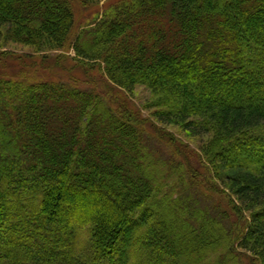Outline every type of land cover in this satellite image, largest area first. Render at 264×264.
<instances>
[{
	"label": "trees",
	"instance_id": "1",
	"mask_svg": "<svg viewBox=\"0 0 264 264\" xmlns=\"http://www.w3.org/2000/svg\"><path fill=\"white\" fill-rule=\"evenodd\" d=\"M100 1L0 0V47L108 84L0 72V264H264V0Z\"/></svg>",
	"mask_w": 264,
	"mask_h": 264
},
{
	"label": "rangeland",
	"instance_id": "2",
	"mask_svg": "<svg viewBox=\"0 0 264 264\" xmlns=\"http://www.w3.org/2000/svg\"><path fill=\"white\" fill-rule=\"evenodd\" d=\"M111 1L112 0H102L99 2V6L93 7L89 12H86L83 8H81L78 11V20H82V24L85 25L84 23L95 17V13L97 11L100 10L103 12ZM76 55L77 54L72 46H68L61 50L38 52L28 46L9 44L7 46L0 47V72H5L12 77H22L23 74L26 75L27 73L21 71V66L14 63V60L29 65L30 70L36 73L35 78H31L32 80L50 79L58 83H70L71 85L78 86L80 88H86V86H88L85 83L86 81L89 84H92L93 82V85H96L97 88L102 87V84H104L102 80L107 81L105 74L100 72L98 69L84 71L83 68L78 65L79 61L75 60L74 57H77ZM104 85V88L107 89L108 84ZM110 85L112 88L109 94L115 96L118 103H126V105L132 104L135 109H139L142 116L147 117L150 115L151 112L146 107V101L150 97V91L145 86H138L134 93H128L126 91H121V88L116 87L112 82H110ZM160 126L168 134L179 140L185 149L188 150L189 157L191 155L193 160L197 158V155L200 154V149L196 139L190 137L187 133L182 132L178 126L163 124H160ZM215 261L216 260L213 262Z\"/></svg>",
	"mask_w": 264,
	"mask_h": 264
}]
</instances>
